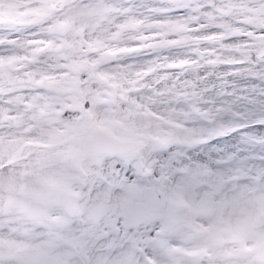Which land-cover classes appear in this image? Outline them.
Wrapping results in <instances>:
<instances>
[{
  "label": "snow or ice",
  "instance_id": "1",
  "mask_svg": "<svg viewBox=\"0 0 264 264\" xmlns=\"http://www.w3.org/2000/svg\"><path fill=\"white\" fill-rule=\"evenodd\" d=\"M0 264H264V0H0Z\"/></svg>",
  "mask_w": 264,
  "mask_h": 264
}]
</instances>
